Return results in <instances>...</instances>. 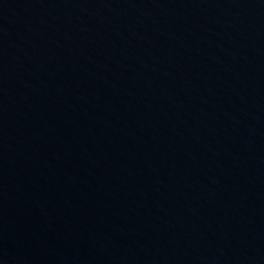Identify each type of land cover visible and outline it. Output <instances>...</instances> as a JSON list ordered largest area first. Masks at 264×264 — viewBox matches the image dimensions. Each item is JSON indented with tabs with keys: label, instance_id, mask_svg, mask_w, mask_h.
I'll return each mask as SVG.
<instances>
[{
	"label": "water",
	"instance_id": "95a60500",
	"mask_svg": "<svg viewBox=\"0 0 264 264\" xmlns=\"http://www.w3.org/2000/svg\"><path fill=\"white\" fill-rule=\"evenodd\" d=\"M0 264H264V0H0Z\"/></svg>",
	"mask_w": 264,
	"mask_h": 264
}]
</instances>
